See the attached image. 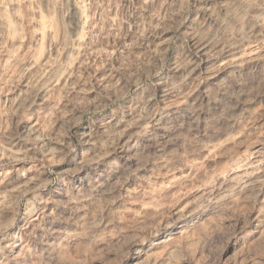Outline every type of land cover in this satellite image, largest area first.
I'll return each instance as SVG.
<instances>
[{
  "label": "rangeland",
  "instance_id": "rangeland-1",
  "mask_svg": "<svg viewBox=\"0 0 264 264\" xmlns=\"http://www.w3.org/2000/svg\"><path fill=\"white\" fill-rule=\"evenodd\" d=\"M0 264H264V0H0Z\"/></svg>",
  "mask_w": 264,
  "mask_h": 264
}]
</instances>
